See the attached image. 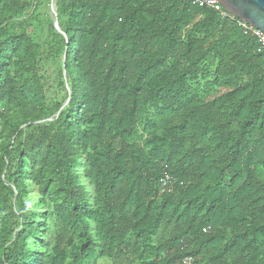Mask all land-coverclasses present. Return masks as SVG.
I'll return each instance as SVG.
<instances>
[{
  "label": "trees",
  "instance_id": "trees-1",
  "mask_svg": "<svg viewBox=\"0 0 264 264\" xmlns=\"http://www.w3.org/2000/svg\"><path fill=\"white\" fill-rule=\"evenodd\" d=\"M31 7L0 0V264H264L256 39L188 0H55L64 36Z\"/></svg>",
  "mask_w": 264,
  "mask_h": 264
},
{
  "label": "rangeland",
  "instance_id": "rangeland-1",
  "mask_svg": "<svg viewBox=\"0 0 264 264\" xmlns=\"http://www.w3.org/2000/svg\"><path fill=\"white\" fill-rule=\"evenodd\" d=\"M32 4L31 9H33L34 7L37 8V12L40 14V22L42 21L43 23L46 22L47 19L50 20H54V16L51 12V6L53 7V9L56 11L55 8V0H29ZM30 8L26 10L27 13L30 12L31 10ZM32 28L29 29V31ZM61 64V56L56 57V59L54 60L53 64H51L48 67L44 68V71H42V74L45 77V84H46V91L50 94L54 92L56 93V98H60L64 95L65 90H63V88H61V86H59V78L57 76V69H59ZM64 89H65V85H64ZM83 169V163L81 161V164L79 165V167L77 168L78 171H82ZM81 181H83L84 185H85V190L86 193L88 195V197L92 196V188L89 187L87 185V180H85L83 177L81 178ZM30 192L31 194L29 195V203L30 204H34L35 202V198H36V190L35 188L31 187L30 188ZM96 264H114L110 259H99L97 260Z\"/></svg>",
  "mask_w": 264,
  "mask_h": 264
},
{
  "label": "water",
  "instance_id": "water-1",
  "mask_svg": "<svg viewBox=\"0 0 264 264\" xmlns=\"http://www.w3.org/2000/svg\"><path fill=\"white\" fill-rule=\"evenodd\" d=\"M225 11L231 14L237 20L250 24L256 29L264 32V0H217ZM51 12L54 16V29L64 36L60 30L56 12L51 6Z\"/></svg>",
  "mask_w": 264,
  "mask_h": 264
},
{
  "label": "built area",
  "instance_id": "built-area-1",
  "mask_svg": "<svg viewBox=\"0 0 264 264\" xmlns=\"http://www.w3.org/2000/svg\"><path fill=\"white\" fill-rule=\"evenodd\" d=\"M192 4L196 5L200 8H209L219 13L222 17H229L231 19H235L239 27L241 28L243 34H249L253 36L257 41V49L259 52L264 53V32L259 29L254 28L250 24H247L244 21L237 20L231 14L223 9L220 3L217 0H188ZM174 181L168 174H163L159 180V193H164L167 190L171 189V185H173ZM193 259L191 257H184L180 260L179 263L176 264H192Z\"/></svg>",
  "mask_w": 264,
  "mask_h": 264
}]
</instances>
